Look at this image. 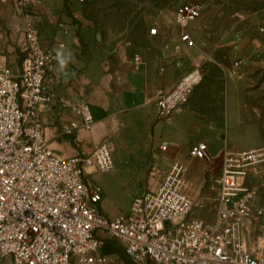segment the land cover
Instances as JSON below:
<instances>
[{
	"label": "built area",
	"instance_id": "obj_1",
	"mask_svg": "<svg viewBox=\"0 0 264 264\" xmlns=\"http://www.w3.org/2000/svg\"><path fill=\"white\" fill-rule=\"evenodd\" d=\"M25 1L0 0L22 21L21 37L13 41L21 55L17 72L0 61V258L9 257L11 264H108L98 247L103 238H117L134 264H264V247L247 240L256 216L264 213L263 205L255 204L261 182L247 180L250 170L264 161L262 145H223L213 154L203 139L188 145V158L217 164L209 220L192 214L194 195L181 188L185 166L179 161L170 164L155 188L132 195L127 210L110 217L99 209L102 189L84 169L111 167L109 143L66 157L49 147L39 121L42 109L72 110L74 117L61 124V132L72 140L78 129L91 128L92 118L78 91L59 93L53 84L49 72L57 54L41 43L31 17L40 11L23 7ZM145 6L150 16L142 23L148 35L166 41L174 33L182 45L204 53L170 87L156 91L155 117H167L186 102L209 58L196 47L192 29L197 3L174 0ZM132 58L137 61L139 55ZM166 146L165 141L157 145L160 150Z\"/></svg>",
	"mask_w": 264,
	"mask_h": 264
},
{
	"label": "crops",
	"instance_id": "obj_2",
	"mask_svg": "<svg viewBox=\"0 0 264 264\" xmlns=\"http://www.w3.org/2000/svg\"><path fill=\"white\" fill-rule=\"evenodd\" d=\"M258 2L264 3V0ZM72 4L79 5L77 1ZM4 5L9 4L0 3V8ZM64 5L67 4L63 0H26L23 7L40 11V14H31L36 20L40 41L57 54L49 72L53 84L59 93L70 89L79 92L89 108L92 125L89 130L78 129L72 140L71 136L61 132V124L74 117L69 107L44 108L39 113V121L49 147L59 157L87 153L95 144L109 143L111 167L99 171L85 167L84 171L102 189L97 202L99 209L114 217L129 208L132 195L143 188H155L170 164L178 161L174 156L176 147L184 144L186 152L190 140L184 143L181 133L184 124L191 119V112L187 107L169 114L167 118H156L153 97L156 91L167 89L185 73L192 62L199 59L198 53H195V48L182 45L174 33L173 37L162 41L158 35H148L144 28L131 27L133 18L130 11L131 14L125 12L110 24L95 26L86 20L89 18L86 11H75L70 15ZM70 5L67 6L71 8ZM2 16L0 61L16 73L21 55L17 53L13 41L21 37L22 21L19 17L17 22L4 16L0 10ZM195 25L196 20L192 28L194 33ZM262 39L259 37L256 42H249L243 36L237 42V49L255 51L258 57L264 50ZM133 53L139 55L137 61L133 60ZM232 94L228 96L229 105L237 98L236 94ZM162 122L165 124L161 125ZM203 128L214 132L217 126L209 123ZM188 134L192 140L202 139L200 133L198 136ZM123 141H129L134 154L130 161L119 164L124 155L119 151ZM162 141L167 142L166 148L157 149L151 157L153 166H157L155 159L160 154L167 159L166 164L155 182L149 185L148 174L153 166L147 170L148 147L157 146ZM168 145L174 153L164 156ZM90 171L95 178L88 175ZM247 177L250 183L261 182L263 188L257 193L255 204L264 207V166L252 168ZM260 215L254 220L256 235L264 233L260 227ZM261 241H264V235L258 238V243L263 245ZM98 250L107 256L108 264H134L123 253L122 242L117 238H103ZM4 258L11 264L9 257Z\"/></svg>",
	"mask_w": 264,
	"mask_h": 264
},
{
	"label": "rangeland",
	"instance_id": "obj_3",
	"mask_svg": "<svg viewBox=\"0 0 264 264\" xmlns=\"http://www.w3.org/2000/svg\"><path fill=\"white\" fill-rule=\"evenodd\" d=\"M144 1V4L139 5L134 0H87L78 6L71 2V8L67 5L64 7L70 15L75 11H86L89 15L86 20L95 26L110 24L125 12H131L133 18L131 27L144 28L142 21L150 16L145 4H166L174 0ZM191 1L198 5L194 33L196 47H201L207 52L209 59H205L201 64L200 79L193 86L186 102L181 105L183 108H180L184 110L188 107L191 112L190 121L182 128L184 143L190 140L188 143L190 144L194 141L190 139L188 133L192 136H198L200 133L211 154L223 145L227 148L254 145L264 147V50L260 51V56L257 57L255 51L237 49L239 47L237 42L243 36L249 42H256L259 37L264 38V3L258 0ZM0 10L4 16L7 15L19 22V18L13 14L9 5H4ZM238 13L243 16H238ZM2 19L3 16L0 17L1 23ZM260 26L263 30H259ZM195 53L193 51L192 55ZM200 55L203 56L204 53ZM234 59H238V64L233 63ZM231 93L236 94L237 98L235 97V104L229 105L228 96ZM209 123L217 126L214 132L203 128L204 124ZM160 124L164 125L165 122ZM119 148L124 154L119 164H123L125 160L130 161L134 153L131 151L129 141L121 142ZM157 149V146L148 147L147 170L153 166L151 155ZM174 151L176 159L185 166L181 174V188L194 195L192 214L209 220L214 204L215 191L212 188V181L217 164L215 161L188 158L184 144L176 147ZM174 151L168 145L164 156H171ZM166 160L161 154L156 157L157 166H153L148 174L149 185L158 178ZM261 165L264 166V161ZM88 175L95 178L91 171ZM260 220L264 221V218ZM262 225L261 228L264 229V223ZM261 235L264 233L258 232L256 235L254 231L248 234L247 239L249 238L252 244H257V239ZM8 263L6 258L0 259V264Z\"/></svg>",
	"mask_w": 264,
	"mask_h": 264
},
{
	"label": "bare ground",
	"instance_id": "obj_4",
	"mask_svg": "<svg viewBox=\"0 0 264 264\" xmlns=\"http://www.w3.org/2000/svg\"><path fill=\"white\" fill-rule=\"evenodd\" d=\"M197 53H198V58H200V57H201L200 53H199V52H197ZM180 108H182V106L177 107L175 110H173V111L170 113V115H171L173 112H175V111H179ZM170 115H168L167 117H169ZM167 117H165V118H167ZM184 169H185V168H184ZM193 210H194V208H193ZM263 218H264V214H261V215L259 216V219H263ZM260 222H261V224H260V227H261V226H263L262 224L264 223V221L261 220ZM258 238H259V237H258ZM247 240H248L249 243H251L250 240H249V238H248ZM256 243H257L256 245H257L258 247H260V248L264 247V244H263V245H260V244L258 243V239H257V242H256ZM261 243H264V241H261ZM261 246H262V247H261Z\"/></svg>",
	"mask_w": 264,
	"mask_h": 264
}]
</instances>
